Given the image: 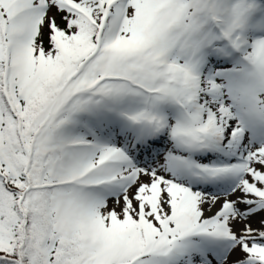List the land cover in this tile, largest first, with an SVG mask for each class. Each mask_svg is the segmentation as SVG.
<instances>
[{
	"label": "snow or ice",
	"instance_id": "1",
	"mask_svg": "<svg viewBox=\"0 0 264 264\" xmlns=\"http://www.w3.org/2000/svg\"><path fill=\"white\" fill-rule=\"evenodd\" d=\"M0 264H264V0H0Z\"/></svg>",
	"mask_w": 264,
	"mask_h": 264
}]
</instances>
